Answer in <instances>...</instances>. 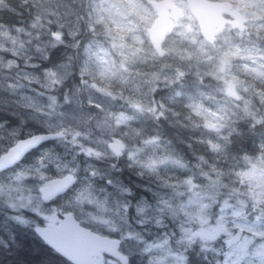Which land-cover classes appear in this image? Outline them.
Instances as JSON below:
<instances>
[{
  "label": "clouds",
  "instance_id": "9594fccd",
  "mask_svg": "<svg viewBox=\"0 0 264 264\" xmlns=\"http://www.w3.org/2000/svg\"><path fill=\"white\" fill-rule=\"evenodd\" d=\"M158 2L19 0L29 19L26 26H13V30L5 26L9 43L0 42V54L13 58L0 55V70L16 73L6 88L23 87L17 82L22 78L53 93L63 89L62 102L57 95L47 99L60 105L65 119L60 127L40 135L73 143L95 137L107 148L118 143L123 149L120 154L130 159L143 151L140 144L161 139L141 137L133 127L138 117L199 133L203 138L194 139L207 151L199 156L207 165L202 175L241 203L249 200L254 209L264 208V140L256 143L254 153H237L233 139L243 137L241 125L248 130L264 127V0H218L217 23L209 34L190 17L185 0H173L168 26L158 31ZM28 45L43 51L45 61L51 53L44 45L68 51L57 65L31 74L20 64ZM30 61L28 57L24 64ZM72 77L75 81L66 87ZM189 79L195 88L184 92ZM117 103L119 110L112 107ZM21 107L30 109L32 104ZM3 111L18 123L13 131L6 127L9 121H0V137L8 141L0 151V170L19 164L17 146L33 139L23 130L28 121L15 110ZM251 172L257 179L250 178ZM26 175V170H17V177ZM249 192L254 196L249 198Z\"/></svg>",
  "mask_w": 264,
  "mask_h": 264
},
{
  "label": "rangeland",
  "instance_id": "374dc122",
  "mask_svg": "<svg viewBox=\"0 0 264 264\" xmlns=\"http://www.w3.org/2000/svg\"><path fill=\"white\" fill-rule=\"evenodd\" d=\"M185 4L186 11L196 21L187 0ZM4 33L5 31H0V42L7 43ZM24 60H20L21 68L27 73L35 74L29 68L32 64L25 65ZM15 75L13 72L10 76L14 79ZM21 79L17 81L24 84L19 103H31L32 107L46 118L45 124L53 127V130L60 127L65 119L58 112L61 111L60 105L50 104L51 106L47 107L51 102L45 101L47 104L44 105L35 101L33 94L26 91V85L34 89L37 87L31 83L26 84V81ZM57 115L62 117L54 118ZM78 139L79 143L63 146L64 149L58 154L53 153L50 147L42 149L31 161L21 162L13 170L4 173L0 179V199L12 209L28 208L37 211L46 223L57 222L54 210L41 200L39 188L54 176L68 172L76 173L80 184L73 188L64 202L75 207L83 217L94 221L103 230L120 229L122 241L125 237L136 236L134 231L130 232L129 223L125 222L129 203L117 200L122 197L120 188H117L119 182L115 179H112L115 184L108 182L113 188L104 184L98 186L95 178L96 181L103 176L108 179L112 173L106 172L90 160L83 163L79 157V152H84L82 148L94 147L98 148L97 152L107 153L111 150L97 143L95 137L88 140ZM2 140L0 137V147H5L8 141L4 144ZM139 146L143 151L131 159L126 153L121 156L127 158V166L130 169L134 167L138 173L152 174L158 179L156 183L161 187V190L157 189L155 201L141 198L132 203L139 215L157 225L154 231L158 235L143 243L142 251L148 252L149 263L186 264L184 252L188 245L197 241L211 255V264H264V208L254 209L249 200L241 203L235 195L229 194L228 189L213 186L211 179L202 175V172L207 170V165L195 163L196 168H191L187 162L170 152L167 143L161 139L153 144ZM188 168L190 170L187 171ZM18 169L26 170L28 175L17 177ZM249 176L251 179H257L255 172L249 173ZM253 196L254 194L249 192V198ZM256 199L259 203L258 196ZM88 206L91 211L86 209ZM146 225L149 227V221H146ZM114 256L121 258L119 253ZM97 260L99 264L116 262L113 258Z\"/></svg>",
  "mask_w": 264,
  "mask_h": 264
},
{
  "label": "trees",
  "instance_id": "16d2710c",
  "mask_svg": "<svg viewBox=\"0 0 264 264\" xmlns=\"http://www.w3.org/2000/svg\"><path fill=\"white\" fill-rule=\"evenodd\" d=\"M28 19L29 13L26 12L23 7L19 6V0H3V3H0V31H5V26H7L8 30H13V26H26ZM22 39H26V37H22ZM5 40L9 43L8 36ZM34 43L41 42L34 41ZM44 50L50 51L51 53L50 58L47 61L43 58V51L36 52L32 45L27 46L26 50H24L25 55H23L20 60L31 57L30 63L37 66H31L29 68L33 70L35 74H39L43 69L57 65L58 62L64 59V55L68 51L65 48L51 50L47 47V45H44ZM0 55H2L5 60L13 58L6 52ZM11 74H7L0 70V121H9L6 127L15 129L13 126L16 125L18 121L12 116L4 113L3 109L7 108L9 110H15L19 113L21 118L28 121L27 127L23 129L25 135L30 136L35 133H43L46 130L47 132L53 131V127H48L45 124L46 118H44L43 115H40L35 107H31L30 109H24L21 107L18 99L22 88H24V84H21L23 87L16 90H8L6 88L7 82L13 79V77L10 76ZM75 79V77H72L68 81L66 87H70ZM22 80L23 79H21V81ZM27 83L30 82H26V84ZM31 84L37 88L34 89L29 87V85H26V91L33 94L32 97L35 101L45 105L47 104L45 101L51 102L47 99L48 96L57 95L62 102L64 92L63 89L53 93L43 89L35 83ZM194 88L195 84L191 79L185 81V87L183 89L184 92L192 91ZM41 93H43V95H41ZM50 104L52 103H49L48 106H46L49 107ZM68 108H70V106H66V109ZM114 108H120V105L117 104ZM93 111H95V109H93ZM58 112L61 114V111L58 110ZM61 117V115L54 116L56 119H60ZM133 127L140 131L141 137L143 138L160 137L162 142L167 143L169 151L180 157V159L184 162H187L188 166L191 168H196L195 163L205 165L203 161L199 159V156L202 154L207 155L206 148L194 139L197 136L202 139L203 136L201 134L186 131L179 126H169L163 121L156 123L148 117H138L137 120L134 121ZM241 128L244 133L243 137L233 138L235 140L234 151L237 153L243 151L254 153L256 151V143L264 140V127L248 130L244 125H241ZM2 141L5 144L6 140L3 139ZM68 144H73V142L70 139L57 137L50 138L41 146L28 153L23 162L27 163L31 161L41 152L42 149L48 147H50L53 153H61L64 149L63 146ZM189 145L191 146L189 147ZM6 146L0 147V151H4ZM109 149L111 150V148ZM86 152L87 149H85L84 152H79L80 160L83 163L86 160H90L92 163L97 164L100 168H103L106 172L110 171L112 173L111 177L108 179L106 176H103L101 179L97 178L96 181L95 178L94 181L98 184V186L104 184L106 187L113 188V185L108 182H113L114 179L119 182L117 188H120L122 197L117 200H122L125 204L129 203L125 222L129 223L131 229L130 232L134 231L136 235L132 237L128 236L125 237L123 241L121 240V246L118 252L121 258L109 255H105L104 258H113L116 261L113 264H151L148 261V252L145 251L144 253L142 249L144 248L143 243L145 241L152 240L154 235H158V233L154 231V227L157 225H154L150 219L146 220L142 217V215H139V213L134 210L132 203L141 198H146L149 201H155V198L157 197V189L161 190V187L157 184L158 179L150 173L141 172L143 175H140V173L135 170L137 168L133 167L130 169L127 166V158L121 155L118 156L112 150L111 152L108 150V153L106 151H98L100 152L99 154L92 151L85 154ZM16 166L17 165H15V167ZM118 166H120L121 169H118ZM15 167L10 170H13ZM188 170L190 169L188 168L187 171ZM3 173H0V179L3 178L1 175ZM89 174L92 175L93 173ZM79 184L78 180L76 185ZM72 191L73 189L70 191L68 190L67 193L62 196H58L54 200L53 203L56 208H60L62 212H72L82 225L89 227L100 234L121 238L120 229L103 230L95 224L94 221L83 217V215L80 214L75 207H72L64 202V199ZM86 209L89 211L92 210L89 206ZM146 221H149V227H147ZM45 223L44 218L37 211L28 208L12 209L6 202H2L0 199V264H74L52 247L47 245L46 242L37 234L36 228ZM184 254L186 264H211L212 261L211 255L207 250H205V247H202L197 241L188 245Z\"/></svg>",
  "mask_w": 264,
  "mask_h": 264
},
{
  "label": "water",
  "instance_id": "95a60500",
  "mask_svg": "<svg viewBox=\"0 0 264 264\" xmlns=\"http://www.w3.org/2000/svg\"><path fill=\"white\" fill-rule=\"evenodd\" d=\"M189 9L193 13L199 26L205 34L211 33L216 26L220 4L218 0H187ZM174 7L173 0H159L155 4L158 20V31L163 32L167 25L168 9ZM44 133V132H43ZM42 133L30 135L33 139L27 140L17 146L16 159L26 157L32 150L41 146L50 138H56ZM111 150L118 156L122 148L118 143L111 145ZM11 164V161L8 162ZM11 167H5L0 172ZM75 178V183H74ZM77 182L76 174L68 172L62 176L50 179L46 185L39 188L41 199L44 203L52 202L56 197L67 193ZM59 223L50 222L36 228L37 234L62 256L74 264H99L97 258L104 255L114 256L118 253L121 240L99 234L89 227L82 225L72 212L62 213L56 210Z\"/></svg>",
  "mask_w": 264,
  "mask_h": 264
},
{
  "label": "flooded vegetation",
  "instance_id": "af4514ba",
  "mask_svg": "<svg viewBox=\"0 0 264 264\" xmlns=\"http://www.w3.org/2000/svg\"><path fill=\"white\" fill-rule=\"evenodd\" d=\"M21 164V163H20ZM20 164H17V166L18 165H20ZM16 166V167H17ZM15 167V168H16ZM118 169H121V167L120 166H118ZM4 174V173H3ZM3 174H1V175H3ZM45 205H47L48 207H50V208H52V210H54V213L56 214V210L57 209H60V208H56V206L54 205V203L52 202V203H49V204H47V203H45ZM60 211H61V209H60ZM62 212V211H61ZM63 213V212H62ZM56 217H57V214H56ZM60 222V220L57 218V222H55V223H59Z\"/></svg>",
  "mask_w": 264,
  "mask_h": 264
}]
</instances>
